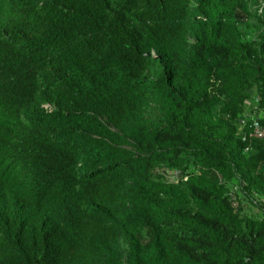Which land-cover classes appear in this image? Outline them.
Returning <instances> with one entry per match:
<instances>
[{
	"label": "trees",
	"instance_id": "trees-1",
	"mask_svg": "<svg viewBox=\"0 0 264 264\" xmlns=\"http://www.w3.org/2000/svg\"><path fill=\"white\" fill-rule=\"evenodd\" d=\"M22 1L0 5V264H264L240 124L264 0Z\"/></svg>",
	"mask_w": 264,
	"mask_h": 264
},
{
	"label": "built area",
	"instance_id": "built-area-1",
	"mask_svg": "<svg viewBox=\"0 0 264 264\" xmlns=\"http://www.w3.org/2000/svg\"><path fill=\"white\" fill-rule=\"evenodd\" d=\"M264 111H260L258 109H255L253 111L248 112L245 116L240 118V124L242 127H246L248 122H252L253 131L251 132V135L260 139H264ZM181 171L179 169L169 170L168 174L172 176L173 179L178 180ZM187 176L185 177V179ZM237 187H233V191H235Z\"/></svg>",
	"mask_w": 264,
	"mask_h": 264
},
{
	"label": "clouds",
	"instance_id": "clouds-1",
	"mask_svg": "<svg viewBox=\"0 0 264 264\" xmlns=\"http://www.w3.org/2000/svg\"><path fill=\"white\" fill-rule=\"evenodd\" d=\"M0 5L2 7H10L12 9H17V10H26L27 7V1H22V0H1Z\"/></svg>",
	"mask_w": 264,
	"mask_h": 264
},
{
	"label": "rangeland",
	"instance_id": "rangeland-1",
	"mask_svg": "<svg viewBox=\"0 0 264 264\" xmlns=\"http://www.w3.org/2000/svg\"><path fill=\"white\" fill-rule=\"evenodd\" d=\"M248 207L250 208L251 206L248 204ZM249 211H252V209H248ZM255 210V209H254Z\"/></svg>",
	"mask_w": 264,
	"mask_h": 264
}]
</instances>
